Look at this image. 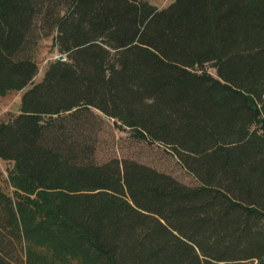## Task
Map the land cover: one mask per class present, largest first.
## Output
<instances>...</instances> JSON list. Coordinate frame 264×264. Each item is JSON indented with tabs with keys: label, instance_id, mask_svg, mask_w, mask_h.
I'll list each match as a JSON object with an SVG mask.
<instances>
[{
	"label": "trees",
	"instance_id": "1",
	"mask_svg": "<svg viewBox=\"0 0 264 264\" xmlns=\"http://www.w3.org/2000/svg\"><path fill=\"white\" fill-rule=\"evenodd\" d=\"M49 35L66 59L33 83ZM28 85L0 122V264H54L29 241L83 264H264V0H0V94ZM95 111L197 185L94 162Z\"/></svg>",
	"mask_w": 264,
	"mask_h": 264
},
{
	"label": "rangeland",
	"instance_id": "2",
	"mask_svg": "<svg viewBox=\"0 0 264 264\" xmlns=\"http://www.w3.org/2000/svg\"><path fill=\"white\" fill-rule=\"evenodd\" d=\"M158 8L167 6L173 0H147ZM60 54L56 47H53V35L39 39L34 48L33 57L38 67V72L33 78V83L41 81L43 74L54 57ZM206 70L215 75V68L209 64ZM29 87L21 90L9 89L0 94V122H7L19 113L20 98L22 93ZM102 121L94 128L95 150L92 159L96 163H103L111 158L133 159L138 162L150 165L159 171L174 176L179 181L188 185H197L195 178L185 170L178 162L176 156L169 147L159 142H146L138 140L130 135L129 130L118 128L113 119L103 116ZM252 128L261 133V126L254 124ZM13 173V162L0 158V187L8 195L14 196L17 189L14 187L11 175ZM34 198L35 194L29 195ZM24 247H29L44 255L54 264H83L79 258L60 256L51 250L50 246L41 242H25ZM7 253V249L5 250ZM11 254V253H10ZM16 254L19 253L16 251Z\"/></svg>",
	"mask_w": 264,
	"mask_h": 264
},
{
	"label": "water",
	"instance_id": "3",
	"mask_svg": "<svg viewBox=\"0 0 264 264\" xmlns=\"http://www.w3.org/2000/svg\"><path fill=\"white\" fill-rule=\"evenodd\" d=\"M54 59L65 60L66 58L64 54H57Z\"/></svg>",
	"mask_w": 264,
	"mask_h": 264
}]
</instances>
